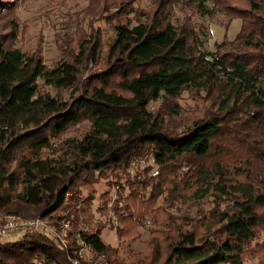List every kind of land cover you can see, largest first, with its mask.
<instances>
[{
  "label": "trees",
  "instance_id": "trees-1",
  "mask_svg": "<svg viewBox=\"0 0 264 264\" xmlns=\"http://www.w3.org/2000/svg\"><path fill=\"white\" fill-rule=\"evenodd\" d=\"M137 2L93 0L86 13L104 27L91 25L52 68L16 48V20L0 35V212L71 223L67 247L43 232L0 241V264H87L80 243L108 264H244L264 246V0H152L145 11ZM196 15L239 19L241 30L208 52ZM38 79L69 98L42 92ZM185 94L203 102L191 117ZM83 123L81 140L54 143ZM143 158L153 164L140 174ZM109 176L127 180L115 199L105 193L103 223L92 185ZM209 199L205 215L169 211ZM148 217L163 229L130 261L103 241L108 227L137 242Z\"/></svg>",
  "mask_w": 264,
  "mask_h": 264
},
{
  "label": "rangeland",
  "instance_id": "rangeland-1",
  "mask_svg": "<svg viewBox=\"0 0 264 264\" xmlns=\"http://www.w3.org/2000/svg\"><path fill=\"white\" fill-rule=\"evenodd\" d=\"M92 1L93 0H4V6H2V8L0 7V35H8L12 29V21L16 20L18 23L17 38L14 41L16 48L28 54L39 52L44 59L45 65L52 68L61 59L68 58L67 56L69 54L77 53L79 45L84 39L83 35L91 33V25L94 24L95 27H104L103 22L93 21L86 13ZM151 3L152 0H140V2H137L136 7L145 11L151 6ZM208 7L212 8L213 5L208 3ZM177 17L182 18L183 16L177 15ZM96 19L97 18H95V20ZM193 20L204 34V50L212 53L216 51L217 43L233 41L239 34L242 25L241 20H233L224 15H218L213 19L196 15L193 17ZM37 83L40 90L44 93H49L52 96H62L64 99L69 98L68 92L60 93L59 91H55L51 86H47L41 79H38ZM180 104L185 110L184 114L187 117H191L203 107V102L192 99L188 94L184 95ZM152 108L154 109V107ZM89 129L90 124L83 123L67 132L62 139L54 143L60 148L63 141L72 138L81 140ZM48 152L51 153V150H48ZM151 163L152 162L149 163L144 158L137 160L134 169L137 170V172L139 171L138 173L144 174L146 168ZM181 169L186 173L190 171L189 167L185 165L182 166ZM155 171L159 172L156 166H154L152 172L150 171V175L157 178L159 175H153ZM131 173V179H133V176H135L134 170L131 171ZM126 180V177L124 178L123 176L118 179L109 176V178H102L98 180L96 184L92 185V193H94L95 196L93 210L99 221L104 220L103 223H105V219L98 212V209L105 199V193L109 192L110 196L115 199L118 191V186H116L117 182L121 183L120 185L122 186L126 185ZM125 190L126 195H128L130 193L129 187L125 186ZM81 191L83 196L89 193L86 189ZM162 203L163 201L160 200L157 207L163 205ZM175 206L177 208L179 207L180 211L173 208L169 210L171 213L180 216L189 215L192 217H196L199 211L203 215L208 214L214 208L211 199L192 208L179 204ZM20 214L34 215V213L27 211H22ZM15 215H19V212ZM151 221L152 219L149 217L142 221L139 227L141 236L135 243L123 240L120 241L117 238L116 232L110 231L108 227L104 230L102 239L106 244L118 248L122 257L126 261H130V255L132 253L144 252L146 250L148 241L151 239L152 231L157 229V225L152 226ZM50 226L52 227V231H55V227H60V222L55 224L51 221ZM161 229H163V227L157 230ZM52 234L51 232V235ZM22 237L21 234H14L9 238H0V241L3 243H16ZM257 242L264 245L263 233L260 235V238L257 239ZM254 245L255 244L252 246L256 253L247 255L244 264H264V246L256 247Z\"/></svg>",
  "mask_w": 264,
  "mask_h": 264
},
{
  "label": "built area",
  "instance_id": "built-area-1",
  "mask_svg": "<svg viewBox=\"0 0 264 264\" xmlns=\"http://www.w3.org/2000/svg\"><path fill=\"white\" fill-rule=\"evenodd\" d=\"M158 174L159 172L157 171L153 173L154 176ZM108 212L113 224L116 227L121 226L120 221L113 213V204L111 203L108 205ZM50 224L51 221L49 218H27L20 215L0 212V238H9L14 234L26 235L43 232L50 235L55 241H59L64 247H67L68 240L66 239V235L68 231H70V221H61L60 227H55V231H52ZM149 224L151 225L150 222ZM51 232L53 233L52 235ZM80 244L81 249L79 251V258L82 261L87 264H108L104 256H98L92 251L90 246L84 245V243ZM75 264H80V261H75Z\"/></svg>",
  "mask_w": 264,
  "mask_h": 264
}]
</instances>
